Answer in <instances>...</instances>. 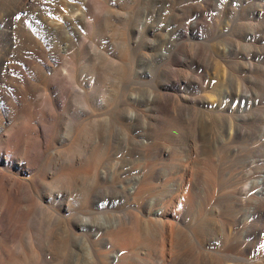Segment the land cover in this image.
Masks as SVG:
<instances>
[{"label": "rangeland", "instance_id": "374dc122", "mask_svg": "<svg viewBox=\"0 0 264 264\" xmlns=\"http://www.w3.org/2000/svg\"><path fill=\"white\" fill-rule=\"evenodd\" d=\"M0 50V144L30 124L38 134H27L28 159L39 150L50 166L55 152L76 155L86 131L98 169L92 205L84 186L49 192L38 224L18 218L6 239L0 223V246L41 235L63 243L61 264H264V0H0ZM44 61L73 74L57 85ZM227 106L240 116L231 157L216 148L230 130ZM34 137L48 147L29 146ZM3 153L18 155L11 145ZM49 166L8 161L0 174L51 183ZM0 182L1 209L15 195ZM246 211L230 240V221ZM66 219L87 225L66 240Z\"/></svg>", "mask_w": 264, "mask_h": 264}, {"label": "bare ground", "instance_id": "6f19581e", "mask_svg": "<svg viewBox=\"0 0 264 264\" xmlns=\"http://www.w3.org/2000/svg\"><path fill=\"white\" fill-rule=\"evenodd\" d=\"M17 2H19V1H17ZM51 3H53V2H51ZM19 4H20V2H19ZM16 6H17V4H16ZM13 7H14V5H13ZM74 12H75V10H74ZM77 20L79 21L78 18H77ZM20 21H21V19H20ZM20 21H18V23ZM91 28H92V26H91ZM2 31H3V29H2ZM1 34H3V33H1ZM67 34H68V30H67ZM15 37H16V35H15ZM9 45H10V43H9ZM44 67L46 68V70L50 71L53 74L54 81L57 83V85H62L64 83L63 80H62V78L64 76H66V75L70 76V75L73 74L72 73L73 71L71 70V68L69 70L65 68V70L63 72L64 76H62V74H60L58 70H53L54 67L52 69L49 66L48 61H44ZM118 68H120V67H118ZM118 68H116V69H118ZM100 73L103 74L102 71ZM28 89L32 91L34 89L33 85L28 84ZM28 89L26 87L18 88L19 97L21 98L22 96H28L29 95ZM36 97L37 96H35V98ZM60 98L61 97H59V99ZM4 99L6 101L7 97L3 93H1L0 94V102L4 101ZM18 101H19V99H18ZM35 101L37 102V99ZM38 101H40V100H38ZM20 102H22V101H20ZM10 103H7L8 104L7 105V109H9L10 112H12L13 104L10 105ZM43 104H44V106H42L40 111L41 112L42 111H46V110L50 111V109L48 107L49 103L46 100L43 102ZM235 110H234L233 107H230V106L226 107V111L228 113H230V114L227 115V116L230 117V120H229L230 123H227V121L224 122L223 128H224V130H226V132H227V128L228 127L230 128V130H229V132H227L228 135H227V139L225 138L226 141H224V142L223 141H219L218 144H217V147H216V148H219L220 151H221V149L224 150L226 155H228L229 157L233 156L235 154V152H236V147H234L233 144H234V140H235V138H236V136H237V134L239 132L238 121H239V117L240 116L236 115L237 112ZM221 113L223 115H226L224 112H221ZM50 117H52V116H50ZM121 117L122 116H120V118ZM130 120H132V119H130ZM6 121H9V120L7 119ZM48 131H45V132L48 133ZM30 132H34L35 134H38V131L36 130V128L31 127L30 124H27V125L23 126L21 131L16 126L11 128V130L5 136V139L3 141H1V144H0V164L1 165H7L8 161H9L11 163V165L15 166L17 169H19L21 171H25V170L28 171L29 168H31V169L32 168H36L37 170L43 171V170L46 169V167L49 166V165L43 164V155H44V153L39 151V150H35L32 153V158L28 159L27 149H26V147H23V146H27L29 144V142L27 141L29 139L27 137V134H29ZM88 133L89 132L84 131V132L80 133L76 137L75 143L73 144V149H76V152H77L76 155L67 156L68 155V153H67L66 158L61 160L62 157L59 159V154L56 153V152L54 153V156L52 157V163L49 166L51 171H54V174H55V180L53 182H51V183H44L41 180V177L38 176V177H34V179H32L31 181H28L27 184H24V183H22L19 180H11L9 177H6L3 174H0V178H2L7 184H11L8 192L10 194L15 195V201L12 200L9 197H4L1 200L2 206H1V209H0V223H1V229H4V235H3L4 238L11 239L14 236L15 230L17 229L18 218L19 219L23 218L25 220H29V222L33 223V224H38L39 223V219H42L44 217V215L46 214L45 208H44V206L42 205L41 202H45V200H47V198H49L48 197L49 196L48 193L52 192V191H54L56 189L58 191L61 190L63 192V194L71 195L73 193L81 192V188L84 186V188L86 187V191H87L86 192V197H85V202L89 206L92 205V203L94 201L92 199V195H93L92 193H93V190H94L95 180H96V178L98 176V169H97L96 154L94 153V147H92L91 144H89V142L87 140ZM44 135L48 137V134L46 135V133H44ZM139 135L140 134H138V136ZM96 139H97V137H96ZM30 140L33 143L30 144L29 146H32V145H34V146H42V145H44V146H46V148L48 147V140H46L44 142L45 144H43L41 141H39L38 137H34V138L30 139ZM10 145H11L12 150H14V149L17 150V154L18 155L16 156V158H13V157H11L9 155V160H7L6 158L3 157V154H4L3 151L8 150ZM19 149H21V151H19ZM63 154H64V151H63L62 155ZM62 155H60V156H62ZM143 155H144V153H143ZM27 160H29V162ZM0 173H1V171H0ZM248 187L247 188H248V191H249L251 185L248 186ZM30 188H35L37 192L31 191ZM2 190H3V186H2V183L0 182V192ZM233 194L236 195L237 192H234ZM33 195H35V197H36V200L34 202L35 205H30V202L34 201ZM183 201H184V204L186 206H189L192 203V199H191L190 194L188 192H186V194H184ZM10 203H11V206H9ZM238 205L239 204H238V201H237V203L235 204V207H238ZM68 211H69V207L66 209L65 212H68ZM11 212L16 213V216L8 215V213L10 214ZM250 215H251V213L249 211H246L244 218H241V216H235L234 215L233 219L230 221V228H231V230L229 232L230 240L232 239L231 235L233 234V232L236 231L238 228H240L241 224L245 220H248L250 218ZM88 221H89V219H88ZM65 224H66V229L64 231V235L66 237V240H68V238H70L71 236H74V232L75 231L77 232L79 227L86 226L87 222L82 220V223L77 224V223L73 222V220L71 221L69 219H66ZM22 237H23V234L20 235V238H22ZM120 237L122 238L123 235L117 234L116 236H112V238L114 239V241H115V243L117 245H120V243L123 241ZM72 239L73 238H71V240ZM36 240L38 242H28V241L27 242H21V241L20 242H3V245L0 246V264H61L62 253L60 252V250H61V247L63 245L62 242H42V241H44V239H43V237L41 235H39ZM227 244L229 245L231 250L237 249V248L240 247V242H237V241H235V242L234 241L233 242H227ZM227 244H225L223 242L222 247L215 250L216 255L220 254L222 252V250H224V248L227 246ZM154 254H155V252H154ZM105 256H106V254H105ZM233 264H235V263H233Z\"/></svg>", "mask_w": 264, "mask_h": 264}]
</instances>
